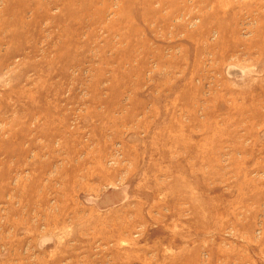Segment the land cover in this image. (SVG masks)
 <instances>
[{
  "label": "rangeland",
  "instance_id": "1",
  "mask_svg": "<svg viewBox=\"0 0 264 264\" xmlns=\"http://www.w3.org/2000/svg\"><path fill=\"white\" fill-rule=\"evenodd\" d=\"M0 264H264V0H0Z\"/></svg>",
  "mask_w": 264,
  "mask_h": 264
}]
</instances>
